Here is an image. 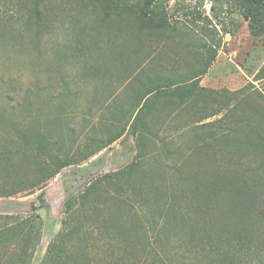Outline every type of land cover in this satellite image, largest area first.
I'll return each instance as SVG.
<instances>
[{"label": "rangeland", "instance_id": "1", "mask_svg": "<svg viewBox=\"0 0 264 264\" xmlns=\"http://www.w3.org/2000/svg\"><path fill=\"white\" fill-rule=\"evenodd\" d=\"M110 1L107 6L104 0H0V185L33 178L39 164L49 163V152L82 159L86 152L101 148L50 179L43 188L44 203L38 199V189L0 196V214L42 220L35 263L42 261L61 229L66 199L94 177L119 170L134 159L137 147L129 127L118 140L102 146L123 130L124 122L112 118L126 111L142 82L196 73L201 59L209 62L216 50L215 62L201 83L219 92L216 107L228 102L233 108L217 121L218 137L236 127L232 138L239 143L254 140L264 127V34L251 33L249 20L235 4L167 0L171 25L155 29L141 27L137 11L124 8V0ZM171 98L163 99L167 107H158L149 117L155 139L146 144L143 157L148 179L167 187L182 175L201 179L233 173L240 161L241 169L257 166L262 155L249 150H194L197 125L188 123L196 115L170 114ZM20 132L39 134L45 149L36 155L23 144ZM115 193L124 199L130 194L124 188ZM126 202L111 204L116 226L126 228L134 220L142 225L143 208L130 197ZM226 204V199L221 200L211 214L219 217ZM193 205H172L176 213L169 219L170 232L162 235L165 245L157 246V253L139 264H185L188 253L178 241L185 244L186 234L177 220ZM143 234L138 232L140 239ZM116 241L122 242L119 237L96 246L92 258L117 264L115 254L122 251L114 248ZM0 264H9L3 251Z\"/></svg>", "mask_w": 264, "mask_h": 264}, {"label": "trees", "instance_id": "2", "mask_svg": "<svg viewBox=\"0 0 264 264\" xmlns=\"http://www.w3.org/2000/svg\"><path fill=\"white\" fill-rule=\"evenodd\" d=\"M224 1L239 8L249 20V29L254 36L264 34V0ZM104 3L109 6L111 1L104 0ZM167 4V0H124L123 7L137 11L141 27L162 29L171 25ZM222 27L227 33L225 26ZM216 55L215 50L209 62L203 58L201 69L185 75V78L140 80L141 89L132 97L126 111L122 114L117 112L112 118L124 122L123 130L116 132L102 146L118 140L129 127L137 147L134 159L119 170L94 177L82 190L66 199L61 229L49 243L40 263H35L34 253L42 235V220L34 215L0 214V252L7 254L9 264H101L92 258V250L119 237L122 242L116 241L113 246L122 254H115L114 263L139 264L140 261H148L152 253H157V246L165 245L162 235L170 232L169 219H174L176 213L172 205L179 202L194 204L192 210L179 215L177 220L186 234L185 244L178 241V245L185 248L183 253H188L185 264H264V127L254 140L239 143L232 138V130L236 127L218 137L215 130L217 121L222 120L224 115L229 116L227 111L233 108L228 102L216 107L214 99L219 92L200 83ZM169 97H172L170 114L183 111L189 117L193 113L196 115V119L188 123L197 125L198 138L194 150H249L254 155H262L257 166L241 169L240 161L233 173H217L201 179L182 175L167 187L160 185V181L148 179L143 157L146 144L155 139L149 117L158 107H167L163 99ZM253 108L254 111L257 109L255 105ZM224 110L226 112L221 117L209 120ZM20 134L21 137L23 135V144L30 145L28 147L33 148L36 155L45 149L39 134ZM94 151L86 152L82 159L94 156L97 153ZM49 158V163L35 168L37 172L33 178L24 176L16 182L7 180V184L0 185V196L38 189L41 190L38 199L44 203L43 188L49 180L63 168L82 160L68 153L61 156L49 152ZM123 188L130 193L126 199L115 193ZM129 197L143 208L144 222L141 225L134 220L128 227L122 228L121 225L116 226L111 204L126 205ZM223 199L229 205L226 204L219 217L212 215V207L220 205ZM31 206L33 210L38 208L35 202ZM140 230L144 232L141 239L138 236Z\"/></svg>", "mask_w": 264, "mask_h": 264}, {"label": "crops", "instance_id": "3", "mask_svg": "<svg viewBox=\"0 0 264 264\" xmlns=\"http://www.w3.org/2000/svg\"><path fill=\"white\" fill-rule=\"evenodd\" d=\"M201 61H202V59H201ZM212 62H215V60L214 61H212ZM202 81V80H201ZM254 83H256V85L259 87V83L257 82V81H254V80H252ZM201 83V82H200ZM201 85H203V86H205L204 84H202L201 83ZM260 88V87H259ZM261 89V88H260Z\"/></svg>", "mask_w": 264, "mask_h": 264}]
</instances>
